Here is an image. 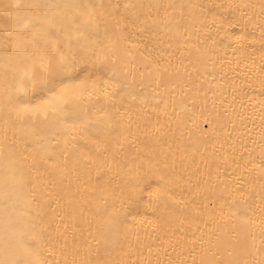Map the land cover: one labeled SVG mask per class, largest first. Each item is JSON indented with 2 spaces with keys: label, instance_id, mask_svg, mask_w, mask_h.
<instances>
[{
  "label": "bare ground",
  "instance_id": "obj_1",
  "mask_svg": "<svg viewBox=\"0 0 264 264\" xmlns=\"http://www.w3.org/2000/svg\"><path fill=\"white\" fill-rule=\"evenodd\" d=\"M0 153V264H264V0H0Z\"/></svg>",
  "mask_w": 264,
  "mask_h": 264
},
{
  "label": "snow or ice",
  "instance_id": "obj_2",
  "mask_svg": "<svg viewBox=\"0 0 264 264\" xmlns=\"http://www.w3.org/2000/svg\"><path fill=\"white\" fill-rule=\"evenodd\" d=\"M17 7H19V5H17ZM29 7L35 8L37 11H39L41 8L46 7V5H42L40 3H36V4L29 5ZM47 7H50V6H47ZM125 7H127V5H125ZM37 19H39V17H37ZM24 26L27 27V24H25ZM64 59L65 58L62 55L61 56L62 67H61V69L59 70L58 73L53 74L51 79H43V80H41V84L43 86H48L49 84H51L53 86V88H54L55 87L56 75H62L65 72L71 73V72L75 71V64H76L75 55H73V59L71 61L67 62V63H63ZM81 71H86V69H81ZM114 74L115 73L113 72V75ZM8 99H9V103L12 104L13 103L12 97L9 96ZM13 110L16 112V114L18 116H20V115L23 114V112L26 110V108H14ZM8 150H9L10 153L12 152L11 146H8ZM0 154H2V153H0ZM18 163H19L18 159L15 156H13V158L11 160V167L9 169L10 172L13 174L12 175V179L13 180H15V175H14L15 172L18 170L15 166ZM25 182H26V177L23 175V172L21 171L20 183L23 184ZM6 264H30V262L27 261V260L20 261V260H15L14 259V260L6 262ZM37 264H42V262L37 261Z\"/></svg>",
  "mask_w": 264,
  "mask_h": 264
}]
</instances>
